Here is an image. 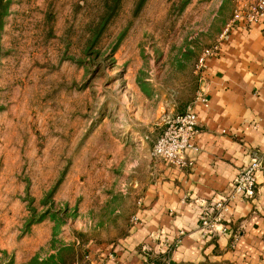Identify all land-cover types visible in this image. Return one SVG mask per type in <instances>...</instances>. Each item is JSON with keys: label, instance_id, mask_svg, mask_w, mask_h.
<instances>
[{"label": "rangeland", "instance_id": "374dc122", "mask_svg": "<svg viewBox=\"0 0 264 264\" xmlns=\"http://www.w3.org/2000/svg\"><path fill=\"white\" fill-rule=\"evenodd\" d=\"M2 1L0 264H84L127 234L198 59L257 0Z\"/></svg>", "mask_w": 264, "mask_h": 264}, {"label": "crops", "instance_id": "0c3cea01", "mask_svg": "<svg viewBox=\"0 0 264 264\" xmlns=\"http://www.w3.org/2000/svg\"><path fill=\"white\" fill-rule=\"evenodd\" d=\"M206 65L204 101L192 102L200 134L185 153L189 165L152 160L127 234L87 247L96 264H264V25L233 27ZM253 153L262 169L255 196L242 200L233 185ZM218 201L227 209L206 235L201 204Z\"/></svg>", "mask_w": 264, "mask_h": 264}, {"label": "built area", "instance_id": "2783aa9c", "mask_svg": "<svg viewBox=\"0 0 264 264\" xmlns=\"http://www.w3.org/2000/svg\"><path fill=\"white\" fill-rule=\"evenodd\" d=\"M256 23L264 25V0H257L249 11L241 16H236L231 25L222 33L217 45L205 49L202 52L196 65L199 83L204 77L207 60L217 54L220 50V43L228 38L230 30L235 26H240L242 29H245ZM203 93L204 89L200 86L192 102H203ZM192 102L187 105L183 112L175 114L165 121L163 129L152 146L150 153L152 160L179 168H185L189 165L185 159V153L187 150L194 149V141L200 134L198 119L192 108ZM261 169L262 157L258 153H253L249 164L238 172L233 185V193L238 195L242 200L252 199L256 194L257 175ZM201 207L202 215L199 219L200 227L206 235H211L218 230L219 215L222 211L227 209V206L224 202L218 201L211 206H208L207 203L204 202L201 204ZM133 220H135V218H133ZM220 230L221 232H225L224 228ZM84 261L89 264H96L91 261L88 254L84 256Z\"/></svg>", "mask_w": 264, "mask_h": 264}, {"label": "trees", "instance_id": "16d2710c", "mask_svg": "<svg viewBox=\"0 0 264 264\" xmlns=\"http://www.w3.org/2000/svg\"><path fill=\"white\" fill-rule=\"evenodd\" d=\"M4 12H5V7H4V5H3V1L0 0V30H1V28H2V18H3ZM28 224H30V222H29ZM77 263H78V262H77V260H76L74 264H77ZM56 264H57V263H56ZM72 264H73V262H72Z\"/></svg>", "mask_w": 264, "mask_h": 264}]
</instances>
